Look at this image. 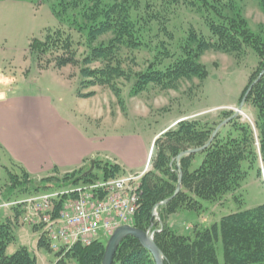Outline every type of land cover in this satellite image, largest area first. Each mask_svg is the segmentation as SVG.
<instances>
[{
    "label": "trees",
    "instance_id": "trees-1",
    "mask_svg": "<svg viewBox=\"0 0 264 264\" xmlns=\"http://www.w3.org/2000/svg\"><path fill=\"white\" fill-rule=\"evenodd\" d=\"M55 13L77 12L74 24L84 36L86 47L81 59L77 56L75 37L62 29L47 30L43 39L30 42L43 67L64 68L80 65V74L88 86L111 88L119 94L116 81L131 78V93L139 94L152 88H175L181 79H205L207 69L200 62L209 50L239 53L251 48L258 56V66L250 77L243 96L256 109L262 153L264 154V29H254L243 11L241 0H48ZM259 4L264 9V0ZM80 35V36H81ZM99 41L98 44H94ZM60 55L45 60L48 53ZM45 60V64H44ZM94 63L98 66H92ZM142 65L140 70L134 68ZM91 92L87 96L93 95ZM246 102V101H245ZM228 114L224 118L232 115ZM231 121L236 135L221 136L219 131L201 153L204 159L191 170L195 154L177 156L184 151L206 145L215 127L197 120H180L155 139L151 156L152 167L140 179L138 207L132 225L141 230H156L154 240L164 254L165 264H220L215 249L223 244L224 264H264V205L224 216L219 223L195 229L193 236L176 234L167 224L169 216L180 209L197 210L198 199H215L234 191L245 177L242 162L254 159L253 132L250 124ZM252 163L251 161H248ZM97 171L81 169L60 176L58 172L36 179L20 165L21 189L40 194L65 187L84 186L100 180L125 175L117 163L94 161ZM57 173V174H56ZM182 174L181 190L174 196ZM85 174V175H84ZM17 174L10 173L11 187L5 195L14 194ZM67 195L58 202L57 209ZM16 205V204H15ZM13 207L14 220L0 222V264H37L26 247L6 255L13 240V225L23 211ZM156 211L159 221L153 212ZM44 224H33L34 230ZM107 242L100 239L90 245L74 244L69 250L57 252L55 264L67 258L79 264H102ZM40 247L52 251L47 230L41 232ZM113 264H156L152 254L133 236L125 237L114 255Z\"/></svg>",
    "mask_w": 264,
    "mask_h": 264
},
{
    "label": "rangeland",
    "instance_id": "rangeland-1",
    "mask_svg": "<svg viewBox=\"0 0 264 264\" xmlns=\"http://www.w3.org/2000/svg\"><path fill=\"white\" fill-rule=\"evenodd\" d=\"M259 2L260 0H241L245 16L254 29H264V9ZM53 4L57 2L0 0V95L9 98L29 93L33 98L40 95L48 99L56 108L60 119L68 122L66 126L72 125L75 132L80 131L82 134H78L84 135L92 145L98 146L93 157H88L83 166L74 170L85 171L90 167L97 171L93 162L100 160L102 163L109 161L121 165L125 175L140 173L145 169L144 161L148 152H153L150 150L154 148L155 139L168 128L176 126L180 120H197L216 129L221 126V136L237 134L230 124L232 119L227 123L226 121L241 104L249 77L258 66V56L251 48H245L241 54L216 50L204 52L200 62L207 69V77L181 79L173 89L152 88L132 94L133 77L119 78L116 81L119 91L117 95L111 88L86 85L83 80L85 78L79 72L80 65L61 69L54 66L43 67L36 55L30 53L29 45L33 39H43L47 30L60 28L73 34L79 44L75 45L77 56L79 59L83 57L85 38L73 22L77 12H63L58 16ZM98 43L96 41L94 44ZM61 53H48L45 60ZM98 65L94 63L91 67ZM140 68L141 63L134 70ZM91 92L94 94L85 96ZM242 111L243 114L237 116V122L240 126L250 124L255 152L254 159H248L252 163L247 160L242 162L244 179L234 191L212 200L198 199L201 207L197 210L180 209L171 214L167 224L176 234L193 236L195 229L219 223L224 216L264 205V154L256 123L258 115L248 100ZM231 113L230 117L224 118ZM194 156L191 170L199 167L204 159L201 152ZM17 165L0 145V222L14 220L13 207H17L16 202H23L19 207L23 213L18 222H14L13 240L7 245L6 255L10 256L20 247H26L29 254L36 258L37 264H55L58 260L57 251L63 243L51 240L52 251L38 245L41 232L47 228L33 229V224H38V213L31 209L27 200L38 194L33 195L21 189L19 182L23 178ZM151 167L150 162L145 171ZM67 172L70 171H59L58 174L62 176ZM10 173L17 174L14 177L17 182L13 184L14 194L8 196L5 194L9 193L7 190L11 187ZM70 188L73 187L63 189ZM5 203L10 205L3 206ZM13 203L16 205H11ZM25 216H30L32 220H23ZM99 238L103 242L109 239L107 236ZM215 249L220 264H224V250L220 239L216 241ZM65 264L79 263L73 258H67Z\"/></svg>",
    "mask_w": 264,
    "mask_h": 264
},
{
    "label": "crops",
    "instance_id": "crops-1",
    "mask_svg": "<svg viewBox=\"0 0 264 264\" xmlns=\"http://www.w3.org/2000/svg\"><path fill=\"white\" fill-rule=\"evenodd\" d=\"M45 99L29 93L9 98L0 95V145L33 178L71 172L98 148L72 125L66 126L68 122Z\"/></svg>",
    "mask_w": 264,
    "mask_h": 264
},
{
    "label": "built area",
    "instance_id": "built-area-1",
    "mask_svg": "<svg viewBox=\"0 0 264 264\" xmlns=\"http://www.w3.org/2000/svg\"><path fill=\"white\" fill-rule=\"evenodd\" d=\"M144 173L44 192L27 202L37 211L38 224H44L51 240H60L68 249L76 243L90 245L100 236H110L117 227L131 224L138 207L139 179ZM24 220L32 218L25 216Z\"/></svg>",
    "mask_w": 264,
    "mask_h": 264
},
{
    "label": "water",
    "instance_id": "water-1",
    "mask_svg": "<svg viewBox=\"0 0 264 264\" xmlns=\"http://www.w3.org/2000/svg\"><path fill=\"white\" fill-rule=\"evenodd\" d=\"M250 89L251 88H249L247 90V92H246L241 104L235 110V112L231 116V118H229L226 121V123L230 119H234L238 115H240V112H242V108H243V106L245 104V101H246V98H247V95H248ZM220 128H221V126H219L217 129L214 130L211 139L209 140V142L206 145H204L202 147H199V148L190 149V150L181 152L177 156V160L179 161L185 155L196 154L198 152L203 151L211 143V141L214 139L215 135L217 134V132L219 131ZM93 164H94V162H93ZM93 166H92V168H93ZM91 171L92 170L90 169L85 174H87V173H89ZM181 181H182V174L180 173V175H179V184H178V186L176 188V192H175L174 196L181 190ZM127 236H133V237L137 238L139 240V242L141 243V245L144 248H146L152 254L156 264H165L164 263V254H163L162 250L156 244V242L154 240V236H152L148 231L141 230L139 228H136V227H134L132 225H128V224L118 227L113 232V234L110 236V238L108 239L106 247H105V252H104V257H103L102 264H113L114 255H115V253H116V251H117V249L119 247V244Z\"/></svg>",
    "mask_w": 264,
    "mask_h": 264
}]
</instances>
